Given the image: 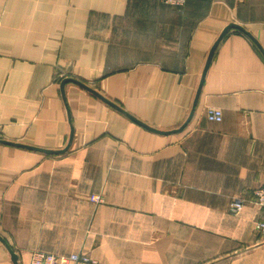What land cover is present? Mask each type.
Returning <instances> with one entry per match:
<instances>
[{"label": "crops", "instance_id": "1", "mask_svg": "<svg viewBox=\"0 0 264 264\" xmlns=\"http://www.w3.org/2000/svg\"><path fill=\"white\" fill-rule=\"evenodd\" d=\"M263 185L264 0H0V264H264Z\"/></svg>", "mask_w": 264, "mask_h": 264}, {"label": "built area", "instance_id": "2", "mask_svg": "<svg viewBox=\"0 0 264 264\" xmlns=\"http://www.w3.org/2000/svg\"><path fill=\"white\" fill-rule=\"evenodd\" d=\"M163 4L176 6L182 8L186 4V0H161ZM207 118L212 122H221L223 119L222 110L217 107H208ZM256 205L262 211V217L256 223V231L264 239V185L255 191ZM95 202H100L101 197L96 196L92 198ZM245 205V201L237 198L231 203V211L233 213L240 212ZM30 264H97L95 260L85 254H71V255H55L52 253H44L35 251L32 255Z\"/></svg>", "mask_w": 264, "mask_h": 264}, {"label": "water", "instance_id": "3", "mask_svg": "<svg viewBox=\"0 0 264 264\" xmlns=\"http://www.w3.org/2000/svg\"><path fill=\"white\" fill-rule=\"evenodd\" d=\"M230 27H236V28H240L237 25H230ZM241 29V28H240Z\"/></svg>", "mask_w": 264, "mask_h": 264}]
</instances>
